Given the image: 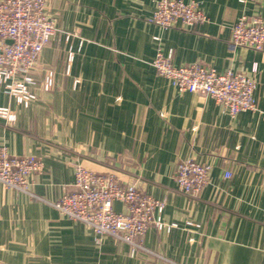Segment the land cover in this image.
Masks as SVG:
<instances>
[{
    "label": "crops",
    "instance_id": "crops-1",
    "mask_svg": "<svg viewBox=\"0 0 264 264\" xmlns=\"http://www.w3.org/2000/svg\"><path fill=\"white\" fill-rule=\"evenodd\" d=\"M156 1L47 0L60 31L39 57L51 89L37 71L24 108L0 87V107L15 115L0 119V148L42 163L31 194L0 185V264H264V51L229 44L241 15L264 22V0H183L208 19L189 30L149 23ZM158 49L177 67L253 79L257 110L229 117L203 94L179 93L151 66ZM186 159L209 167L195 198L173 180ZM76 164L162 201L173 227L150 228L133 253L67 219L53 203L73 190Z\"/></svg>",
    "mask_w": 264,
    "mask_h": 264
},
{
    "label": "built area",
    "instance_id": "built-area-1",
    "mask_svg": "<svg viewBox=\"0 0 264 264\" xmlns=\"http://www.w3.org/2000/svg\"><path fill=\"white\" fill-rule=\"evenodd\" d=\"M200 3L183 0H157L149 23L163 29H191L206 23ZM55 19L47 12V0H0V87L20 106L29 107L37 98L35 73L44 71L40 89L47 92L53 84V73L39 63L43 49L59 34ZM229 44L253 51H264V22L258 17L241 15L229 28ZM74 36L67 34L65 37ZM10 42V43H8ZM72 60V54H68ZM156 74L166 79L179 93H199L212 99L229 117L257 110L256 82L244 75L219 73L192 63L174 66L172 51H156L151 63ZM0 119L15 121L7 107H0ZM74 167L73 190L53 203V207L71 221L88 227L98 237L107 236L131 247L144 250L142 237L152 227L169 232L173 225L161 219L163 202L146 195L135 185L122 184L113 173L98 174L82 165ZM42 172L35 157H15L0 148V185L31 194L33 178ZM230 173L223 178L229 179ZM209 167L193 159L180 161L173 180L188 198L198 196L208 183ZM119 203L120 212L113 209Z\"/></svg>",
    "mask_w": 264,
    "mask_h": 264
},
{
    "label": "water",
    "instance_id": "water-1",
    "mask_svg": "<svg viewBox=\"0 0 264 264\" xmlns=\"http://www.w3.org/2000/svg\"><path fill=\"white\" fill-rule=\"evenodd\" d=\"M8 43H10V42H8Z\"/></svg>",
    "mask_w": 264,
    "mask_h": 264
}]
</instances>
